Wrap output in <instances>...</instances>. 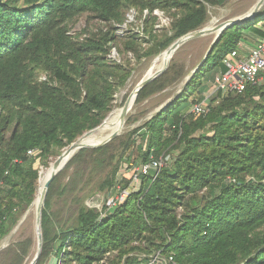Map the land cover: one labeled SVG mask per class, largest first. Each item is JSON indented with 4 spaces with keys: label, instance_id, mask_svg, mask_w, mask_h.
<instances>
[{
    "label": "trees",
    "instance_id": "1",
    "mask_svg": "<svg viewBox=\"0 0 264 264\" xmlns=\"http://www.w3.org/2000/svg\"><path fill=\"white\" fill-rule=\"evenodd\" d=\"M222 2L0 0V239L16 224V214L34 202L39 167L52 149L72 145L110 114L115 94L111 76L124 69L109 64L107 57L128 12L138 11L140 18L148 12L144 31L155 42L154 12L176 11L173 35L156 42L146 53L151 57L204 27L206 5ZM86 14L110 29L74 42L68 23ZM248 37H264V8L251 22L223 32L183 93L131 133L123 155L138 138L144 162L152 155L179 154L155 181L143 178L140 191L114 213L100 221L99 210L85 204L75 224H57L51 184L37 264H101L115 253L113 264H151L158 254L173 257L175 264H264V84L249 86L241 95L214 93L206 115L189 114L211 92L210 82L224 69V58ZM123 40L128 50L139 43L138 37ZM41 74L49 80L40 81ZM170 78L168 73L145 88L137 102L178 79L168 82ZM33 149L37 153L29 157ZM117 174L115 170L102 186L105 195L117 183ZM90 200L98 201L96 196Z\"/></svg>",
    "mask_w": 264,
    "mask_h": 264
},
{
    "label": "rangeland",
    "instance_id": "2",
    "mask_svg": "<svg viewBox=\"0 0 264 264\" xmlns=\"http://www.w3.org/2000/svg\"><path fill=\"white\" fill-rule=\"evenodd\" d=\"M257 2L258 0H223L222 4L215 7L206 5L208 8L209 21L199 30H203L213 23L219 25L230 20L242 18L255 8ZM262 11L263 9L260 12ZM175 13L176 11L170 13H163L160 11V16H157L154 12V16L157 17V22L154 24L155 28L153 29L152 35L158 39L155 40V42H153V38L144 31L145 18L148 17L147 19H149L148 12L147 14L145 12L143 17L140 18V12L132 10L128 12L125 24L119 28L118 26L115 27L118 28L116 30V35L119 38L118 41L110 44L111 50L107 58L109 64L119 65L124 70L119 71V73H114L111 76V82L115 86L114 101L112 103L111 112L104 122L119 107L123 108L127 98L134 92L150 70L155 58L161 56L166 51L156 56H146V53L154 44H157L158 41L165 40L167 35H173L171 28ZM152 23L149 26V30H151L150 27L153 26ZM109 29L110 25L94 19V17L87 14L68 23L69 35L74 42H83L88 37L100 36ZM128 37H138L139 39V43L134 50L127 49V45H125L126 40L121 41V38L125 39ZM247 41L252 43L255 42V40L250 37H248ZM213 42L212 38L201 37L183 45L169 64L168 70L147 88L160 83L164 77L168 76V73L171 76L168 82L176 78L178 79L164 91L157 92L149 98L142 100L140 103L137 102V98L133 110L128 115L126 123L127 128L115 141L98 150L87 149L82 155L77 154V156L73 157L66 164L52 183L53 193L51 202L55 223L61 225L69 223L73 225L77 222V216L82 206H85V204L100 206L102 204L101 202L104 201L107 191L102 190V186L105 182L111 181L115 170H117L119 174V168L126 157L129 156L131 161H142L143 151H140L138 148L142 143L140 138H138L136 143L123 155L124 146L130 142L131 133L137 128L142 127L146 122L151 120L158 111L168 106L179 94L183 93L180 92L177 94L175 91L184 79L187 81L189 78L193 77V71L203 62ZM125 76H127L126 81H124L123 78ZM262 79V84H264V76ZM47 80H49V76L47 74H41L40 81ZM102 124L99 127H101ZM85 134L83 136H85ZM70 146L59 149L53 148L52 155L49 156L46 162H42L39 167V180L37 182L34 202L30 207L16 214V224H13L9 233L0 239V264H31L33 262L37 254L38 235L37 214L33 211L32 207L37 199L39 183L44 173L51 169L52 165ZM102 149L106 150L100 152ZM178 154L179 151L171 152V155L175 158ZM124 184L128 185L129 183L127 184V182H125ZM94 196H96V200L98 201L92 204V201L95 200L90 199ZM117 257V253L112 254L101 264H113L114 260L118 259ZM44 264H55V262L48 260L45 261Z\"/></svg>",
    "mask_w": 264,
    "mask_h": 264
},
{
    "label": "built area",
    "instance_id": "3",
    "mask_svg": "<svg viewBox=\"0 0 264 264\" xmlns=\"http://www.w3.org/2000/svg\"><path fill=\"white\" fill-rule=\"evenodd\" d=\"M155 14L160 16L159 11H155ZM223 66L224 69L219 70L215 76L211 92L201 102L194 104L189 114L195 117L206 115L208 113V99L214 93L241 95L249 86L263 83L264 37L255 40L252 45L242 42L237 50L224 58ZM36 153L37 150H30L28 156L33 157ZM175 159L171 154H163L159 158L152 155L146 162L131 161L126 158L121 164L117 183L105 195L102 204L100 206L95 205L100 212L99 220L102 221L107 218L123 206L133 193L139 192L143 178L149 177L155 181L163 169L171 167L175 163ZM125 182L129 184L125 185ZM151 264L175 263L173 257L166 260L158 254L153 257Z\"/></svg>",
    "mask_w": 264,
    "mask_h": 264
},
{
    "label": "bare ground",
    "instance_id": "4",
    "mask_svg": "<svg viewBox=\"0 0 264 264\" xmlns=\"http://www.w3.org/2000/svg\"><path fill=\"white\" fill-rule=\"evenodd\" d=\"M262 0H258L257 4L260 3ZM252 12V11H251ZM250 12V13H251ZM248 13V14H250ZM247 14V15H248ZM217 26V24H211L210 26L206 27L204 29V32L206 33L203 37L204 38H212L214 41L217 38L218 32H214V28ZM202 37V38H203ZM176 54V53H175ZM175 54L169 55L168 53H164L163 55L155 58L150 70L145 75L144 81L147 78L154 77L156 74H158L166 65H169L174 58ZM192 73V72H191ZM190 73V74H191ZM141 81V82H142ZM140 82V83H141ZM186 83V79L182 81L181 84L176 89V93L179 94L182 92V89ZM176 95V94H175ZM136 103V94L133 92L129 98H127L123 108L119 107L117 110H115L110 117L107 119L105 124L97 130L95 133L85 135L81 139L77 140L75 143H73V146H70L62 155V159L57 160L49 169L47 172L44 173L43 177L40 180L39 190L36 202L34 203V206L32 207L33 211L38 214L39 208L42 204V198L44 196L46 187L48 186L51 175L55 173V169L57 166L60 168L67 164V162L75 157L80 151L82 150H95L99 149L98 147L102 145L104 142H106L108 139H110L112 136H114L117 133H123L125 131L126 123L128 115L133 110ZM122 106V105H120ZM15 234V232H14ZM38 235V232H37ZM11 238V237H10ZM8 241V239H7ZM39 242V240H38ZM8 244V243H7ZM2 246V245H1ZM3 247V246H2ZM38 252V247H37Z\"/></svg>",
    "mask_w": 264,
    "mask_h": 264
},
{
    "label": "water",
    "instance_id": "5",
    "mask_svg": "<svg viewBox=\"0 0 264 264\" xmlns=\"http://www.w3.org/2000/svg\"><path fill=\"white\" fill-rule=\"evenodd\" d=\"M264 8V0H262L260 3H258L255 8L252 10V12L242 18H239V19H236V20H230L228 22H225V23H222V24H219L217 25L214 30V32H218V35H217V38L214 40V42L212 43L208 53L206 54L203 62L199 65V67L197 69H195L193 71V75L196 73V71L203 65V63L207 60L210 52L212 51L215 43L218 41V39L220 38V36L223 34V32H225L226 30H228L229 28L231 27H234V26H239V25H244L248 22H251L252 20H254L259 14H260V11ZM206 33L204 32V29L203 30H197V31H194V32H191L189 34H187L186 36L178 39L177 41H175L164 53H168L169 55H172V54H175L177 53V51L183 46L185 45L186 43L192 41V40H195V39H198V38H201L205 35ZM163 53V54H164ZM162 54V55H163ZM169 68V65H166L158 74H156L154 77H150V78H147L145 79L144 81H142L138 86L137 88L134 90V93L136 94V100L138 98V96L141 94V92L147 88L149 85H151L155 80H157L159 77H161ZM191 78H189L186 83H185V86L188 84V82L190 81ZM185 88V87H184ZM184 90V89H183ZM182 90V92H183ZM182 94V93H181ZM180 95V94H179ZM178 95V96H179ZM177 96V97H178ZM176 97V98H177ZM175 98V99H176ZM174 99V100H175ZM173 100V101H174ZM172 101V102H173ZM170 102L168 104V106L172 103ZM168 106H166L165 108H162L160 111H158V113H161L162 111H164ZM157 113V114H158ZM156 114V115H157ZM155 115V116H156ZM154 117V116H153ZM152 117V118H153ZM107 121V120H106ZM105 121V122H106ZM105 122L102 124V126L105 124ZM101 126V127H102ZM101 127L99 128H96L90 132H88L87 134L85 135H89V134H92V133H95L97 130H99ZM122 135V133H117L115 134L114 136H112L110 139H108L106 142H104L102 145H100L98 148L101 149L107 145H109L110 143H112L113 141H115L118 137H120ZM74 144H72L71 146H73ZM59 159H62V156L59 158ZM58 159V160H59ZM71 160V159H70ZM69 160V161H70ZM68 161V162H69ZM67 162V163H68ZM66 165H64L63 167H59L57 166L56 167V171L55 173H53L51 175V180L48 184V186L46 187V190H45V193H44V196H43V200H42V204L39 208V211H38V214H37V232H38V252L33 260V262L31 264H37L38 261L40 260L41 258V254H42V250H43V232H42V220H43V210H44V207H45V203H46V198H47V194L49 192V189H50V186L51 184L53 183V181L55 180V178L57 177V175L63 170V168L65 167Z\"/></svg>",
    "mask_w": 264,
    "mask_h": 264
},
{
    "label": "crops",
    "instance_id": "6",
    "mask_svg": "<svg viewBox=\"0 0 264 264\" xmlns=\"http://www.w3.org/2000/svg\"><path fill=\"white\" fill-rule=\"evenodd\" d=\"M245 43H247L248 45H252V42H249L247 40L245 41ZM212 82H213V80L210 82V84L212 85V88H213V83ZM212 88H211V90H212Z\"/></svg>",
    "mask_w": 264,
    "mask_h": 264
}]
</instances>
